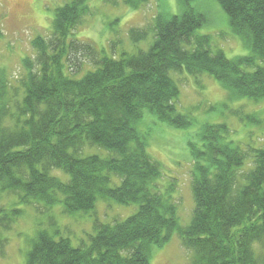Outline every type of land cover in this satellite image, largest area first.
I'll list each match as a JSON object with an SVG mask.
<instances>
[{"label": "trees", "instance_id": "16d2710c", "mask_svg": "<svg viewBox=\"0 0 264 264\" xmlns=\"http://www.w3.org/2000/svg\"><path fill=\"white\" fill-rule=\"evenodd\" d=\"M147 1L123 0L132 9ZM205 1L176 0L175 13L158 12L150 28H130L132 42L150 33L152 41L115 57L74 37L90 8L88 0H68L55 9L50 34L31 40L34 55L21 60L15 84L0 70V193L17 198L16 206L0 207V229L21 216L20 204L36 201L59 204L64 214L89 213L98 199L135 206L124 219H95L76 245L50 220L36 228L26 264H149L172 234L191 251L189 264H264V142L231 138L219 118L187 134L194 206L185 225L174 179L162 182V165L147 150L155 128L186 131L195 122L176 108L171 72L213 78L228 101L264 99V0H210L247 48L232 57L200 32ZM77 53L93 59L80 76L69 70L70 59L81 65ZM236 110L230 113L238 119L261 123L255 111Z\"/></svg>", "mask_w": 264, "mask_h": 264}, {"label": "rangeland", "instance_id": "374dc122", "mask_svg": "<svg viewBox=\"0 0 264 264\" xmlns=\"http://www.w3.org/2000/svg\"><path fill=\"white\" fill-rule=\"evenodd\" d=\"M68 0H0V70L4 71L12 83L21 77L24 70L21 60L25 56H33L31 40L37 36H48L54 11ZM90 14L84 17L82 23L74 30V37L93 44L107 56L118 57L122 52L132 54L139 49H146L153 37L150 35L136 43L129 36L130 28H150L154 16L158 12L175 13L176 0H148L140 8L132 9L123 0H88ZM208 10L207 26L200 32L210 36L211 48H221L226 56L246 54L247 48L240 38L233 35L227 20L218 4L207 0L201 5ZM81 65L75 66L70 59L69 70L73 75L80 76L86 70L92 69L93 59L77 53ZM171 76L179 85V97L176 108L179 112L195 119L189 130L169 129L161 126L147 135L149 145L147 150L162 165V182L174 179L175 192L173 201L177 204L176 214L179 223L189 222L193 209L191 193V162L184 149L183 141L187 134L196 131L204 120L226 122L230 127L231 138L246 141L255 146L264 142V99L254 101L244 98L240 101L226 100L224 90L216 80L206 75L197 78L186 72H171ZM227 105L224 107V105ZM242 104V105H240ZM213 106L215 109L210 110ZM230 108L236 112H253L261 118V123L255 124L240 120L230 113ZM146 129L145 126H140ZM244 143V144H248ZM66 179L61 171L52 172ZM17 198L10 192L0 193V207L16 206ZM21 216L12 224L8 231L0 229V264H26V252L29 242L35 236L37 227H49L53 220L55 226L62 230L76 245L81 239L85 240L92 232L95 219L109 222L113 219H124L134 211L135 206H124L111 200L98 199L94 210L89 213L76 212L64 214L59 204L46 208L41 201L30 205H19ZM44 207L46 209H44ZM192 253L185 248L177 234L154 251L149 264H189Z\"/></svg>", "mask_w": 264, "mask_h": 264}]
</instances>
